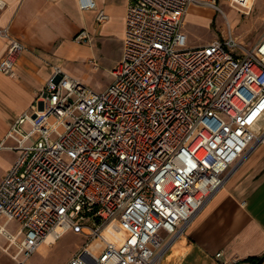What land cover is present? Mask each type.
<instances>
[{"label": "built area", "instance_id": "2783aa9c", "mask_svg": "<svg viewBox=\"0 0 264 264\" xmlns=\"http://www.w3.org/2000/svg\"><path fill=\"white\" fill-rule=\"evenodd\" d=\"M218 1L128 0L121 55L100 91L54 68L7 135L17 156L0 179V234L13 246L7 225H19L18 263L71 231L84 242L65 264H160L264 142V34L250 49L231 38L187 45L188 7L220 11ZM23 48L9 38L1 72L13 75Z\"/></svg>", "mask_w": 264, "mask_h": 264}, {"label": "crops", "instance_id": "0c3cea01", "mask_svg": "<svg viewBox=\"0 0 264 264\" xmlns=\"http://www.w3.org/2000/svg\"><path fill=\"white\" fill-rule=\"evenodd\" d=\"M4 1L0 28H5L6 34H0V58L10 37L18 39L24 48L15 58L13 75L0 71V179L17 156V151L10 148L14 141L7 136L8 132L42 90L54 66L62 67L64 58L79 50H91L94 56L90 45L74 40L76 33L85 30L89 39L118 41L120 58L128 3V0H93V7L82 10L77 0ZM99 11L106 14L102 23L96 22ZM194 13L210 20L215 12L191 5L184 20L192 17L198 20ZM260 124L263 127L264 121ZM262 254L264 142L236 165L185 234L164 253L160 264H250L246 258ZM260 264H264V258Z\"/></svg>", "mask_w": 264, "mask_h": 264}, {"label": "rangeland", "instance_id": "374dc122", "mask_svg": "<svg viewBox=\"0 0 264 264\" xmlns=\"http://www.w3.org/2000/svg\"><path fill=\"white\" fill-rule=\"evenodd\" d=\"M246 5L249 9L238 7L237 10L227 2L219 0L220 11L207 7L215 12L210 20L199 18L197 14L200 13H194L198 20L195 17L185 19L183 30L187 36V45L199 46L212 40L224 41L231 38L238 47L250 49L264 34V0H249ZM79 43L90 45L94 49V56L91 50L76 51L73 56L64 58L60 68L70 76L78 78L88 88L100 91L111 81L110 70L114 66V60L119 57L121 43L103 38L88 39ZM238 47L233 49V52L241 54L242 50ZM91 59H94L95 63H92ZM7 226L12 233L19 228L15 222H10ZM83 242L84 237L67 231L51 243L40 245L27 259L18 263L19 257L15 256L16 245L8 246L7 240L2 237L0 264H65Z\"/></svg>", "mask_w": 264, "mask_h": 264}, {"label": "bare ground", "instance_id": "6f19581e", "mask_svg": "<svg viewBox=\"0 0 264 264\" xmlns=\"http://www.w3.org/2000/svg\"><path fill=\"white\" fill-rule=\"evenodd\" d=\"M56 67H59V66H54V68H56ZM54 68H53V70H54ZM60 68V67H59ZM61 69V68H60ZM264 125V124H263ZM260 126H261V124H260ZM65 233V232H64ZM64 233H62L61 234V236L64 234ZM60 236V237H61ZM3 236L0 234V238H2ZM4 238V237H3ZM13 239H14V241L12 242V245L14 246V245H16V244H18L17 242V240L19 239V234L18 233H13ZM53 241V239H51V238H47L46 239V241L45 242H43L42 244H45V243H51ZM41 244V245H42ZM170 252V251H169ZM168 252V253H169ZM167 255V254H166ZM166 257V256H165ZM165 257H164V259H165ZM168 258H169V256H168Z\"/></svg>", "mask_w": 264, "mask_h": 264}, {"label": "trees", "instance_id": "16d2710c", "mask_svg": "<svg viewBox=\"0 0 264 264\" xmlns=\"http://www.w3.org/2000/svg\"><path fill=\"white\" fill-rule=\"evenodd\" d=\"M263 258H264V254L257 257H248L246 258V260H248L250 264H260Z\"/></svg>", "mask_w": 264, "mask_h": 264}]
</instances>
